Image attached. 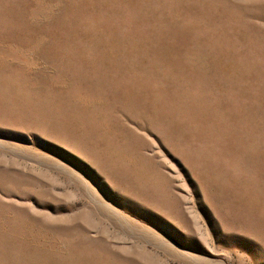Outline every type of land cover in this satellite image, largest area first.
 <instances>
[{
  "label": "rangeland",
  "instance_id": "374dc122",
  "mask_svg": "<svg viewBox=\"0 0 264 264\" xmlns=\"http://www.w3.org/2000/svg\"><path fill=\"white\" fill-rule=\"evenodd\" d=\"M0 264H264V0H0Z\"/></svg>",
  "mask_w": 264,
  "mask_h": 264
}]
</instances>
